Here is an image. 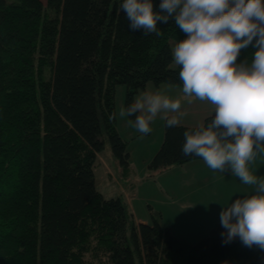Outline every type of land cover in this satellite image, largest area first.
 <instances>
[{
    "label": "trees",
    "instance_id": "1",
    "mask_svg": "<svg viewBox=\"0 0 264 264\" xmlns=\"http://www.w3.org/2000/svg\"><path fill=\"white\" fill-rule=\"evenodd\" d=\"M122 2L0 0V264H264V252L239 239L224 244L220 221L191 243L151 207L150 222L136 223L122 194L97 189L107 140L129 174L117 87L126 109L148 83L182 86L171 43L185 34L171 21L159 37L132 32ZM166 119L148 167L203 160L182 152L183 133L197 126L169 128Z\"/></svg>",
    "mask_w": 264,
    "mask_h": 264
},
{
    "label": "clouds",
    "instance_id": "2",
    "mask_svg": "<svg viewBox=\"0 0 264 264\" xmlns=\"http://www.w3.org/2000/svg\"><path fill=\"white\" fill-rule=\"evenodd\" d=\"M118 11L132 32L159 37L158 25L171 21L185 34L171 50L183 99L208 101L214 117L183 133L182 152L253 186L255 194L221 204V236L224 244L239 239L264 252V178L249 169L264 155V0H161L158 8L153 0H123ZM250 46L251 61L238 62L241 50ZM180 108L181 98L144 92L119 115L134 116L135 129L147 135L158 114L167 117ZM179 124L175 115L166 119V127Z\"/></svg>",
    "mask_w": 264,
    "mask_h": 264
},
{
    "label": "rangeland",
    "instance_id": "3",
    "mask_svg": "<svg viewBox=\"0 0 264 264\" xmlns=\"http://www.w3.org/2000/svg\"><path fill=\"white\" fill-rule=\"evenodd\" d=\"M174 45L175 43L172 42L171 48ZM172 65L176 66L174 62ZM168 86L167 84L155 86L153 83H148L145 90L139 91L134 96V100L144 92L156 93L158 91L173 100L181 98L179 112L168 113L167 117L169 114L175 115L180 122L184 120V124L185 122L195 124L196 110L200 108L204 110L211 106L208 101H200L202 103L196 107L200 102H196V99L191 102L183 99L182 88L173 92ZM124 95L125 87L119 85L115 94L117 129L126 141L130 163L128 175L130 176L122 175V169L112 156L108 140L100 155L111 167L119 183H125L130 177L135 178L136 189L140 197L145 199L142 201L143 210L149 211L148 207H151L154 214L161 213L163 220L160 218V221L163 224L171 226L178 236L195 243L216 227L220 221L219 214L222 205L228 206L237 197L255 194L253 186L244 185L240 178L231 173L213 171L203 160L186 163L187 166L184 164L171 165L163 169L151 170L148 165L161 146L166 116L164 113L158 114L150 124L152 131L147 135H142L135 129L132 120L127 116L119 115L121 108H124ZM115 166L121 169L119 173ZM249 169L258 178H264V155H258L256 160L249 165ZM99 172L100 174L96 175L97 189L107 197H117L119 195L118 182L107 177L100 185L104 178L101 170Z\"/></svg>",
    "mask_w": 264,
    "mask_h": 264
},
{
    "label": "crops",
    "instance_id": "4",
    "mask_svg": "<svg viewBox=\"0 0 264 264\" xmlns=\"http://www.w3.org/2000/svg\"><path fill=\"white\" fill-rule=\"evenodd\" d=\"M41 1L43 3L46 2V0H41ZM174 87H171L170 85L168 86V88L170 90H172L173 92H176L177 90L182 88V86L177 87V88H174ZM196 102H200V100H196ZM201 103L202 102H200L198 105H196V107H199V105ZM212 112H214L213 105L209 106L208 108H205L204 110H202V108H200V109L196 110V119H194V120H196L194 122L195 124L187 123V122H185V124H184V120L182 122H180V124L186 125V126H198L203 122L204 118ZM169 116H172V115L169 114ZM180 116H182V115H180ZM194 120H191V121H194ZM98 158L100 160V164H99V167L95 169V175L100 174L99 170H101V174H103V178H104L100 182V185L103 184L104 180L107 177H110L113 180L115 179V181L118 182L117 178H115L116 177L115 173L111 170V167L107 164L106 160L100 154L98 155ZM194 162L196 163V161L189 162V163H194ZM188 164H184V165L187 166ZM115 167H117V166H115ZM116 169H117V173H119L121 171V169L119 170L118 167ZM106 171H107V173H106ZM97 172H99V173H97ZM129 176L130 175H126L125 177H129ZM136 187H137V183H136V180L134 177H132V178L130 177L129 180L123 184L118 182L119 194H122L124 196V199L127 202L128 207L130 208L136 223H149L150 222L149 211L143 210V207H142V201L145 199L140 197V194L137 191ZM126 193H127V195H126ZM160 216H161V213H160ZM160 218L163 220L162 216Z\"/></svg>",
    "mask_w": 264,
    "mask_h": 264
}]
</instances>
